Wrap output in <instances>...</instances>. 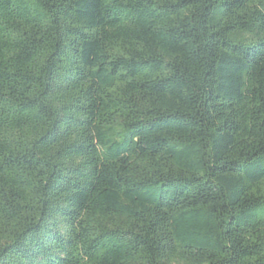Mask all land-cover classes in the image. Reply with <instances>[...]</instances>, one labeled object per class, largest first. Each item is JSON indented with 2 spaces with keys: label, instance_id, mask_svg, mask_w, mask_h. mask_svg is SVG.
Masks as SVG:
<instances>
[{
  "label": "trees",
  "instance_id": "16d2710c",
  "mask_svg": "<svg viewBox=\"0 0 264 264\" xmlns=\"http://www.w3.org/2000/svg\"><path fill=\"white\" fill-rule=\"evenodd\" d=\"M0 264H264V0H0Z\"/></svg>",
  "mask_w": 264,
  "mask_h": 264
}]
</instances>
